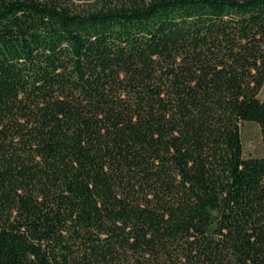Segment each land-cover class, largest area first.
<instances>
[{
	"label": "trees",
	"instance_id": "1",
	"mask_svg": "<svg viewBox=\"0 0 264 264\" xmlns=\"http://www.w3.org/2000/svg\"><path fill=\"white\" fill-rule=\"evenodd\" d=\"M264 0H0V264H264Z\"/></svg>",
	"mask_w": 264,
	"mask_h": 264
},
{
	"label": "rangeland",
	"instance_id": "2",
	"mask_svg": "<svg viewBox=\"0 0 264 264\" xmlns=\"http://www.w3.org/2000/svg\"><path fill=\"white\" fill-rule=\"evenodd\" d=\"M254 103L257 108H260L259 110L264 106V82L257 97L254 99ZM248 117H245L241 123L243 154L246 157L258 156L259 134L264 122V115L262 112H258L255 116V120H250Z\"/></svg>",
	"mask_w": 264,
	"mask_h": 264
}]
</instances>
